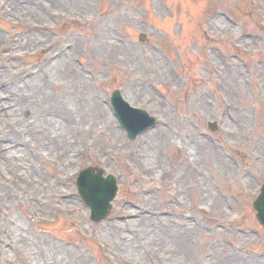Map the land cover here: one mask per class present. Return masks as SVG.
Here are the masks:
<instances>
[{"label": "rangeland", "instance_id": "1", "mask_svg": "<svg viewBox=\"0 0 264 264\" xmlns=\"http://www.w3.org/2000/svg\"><path fill=\"white\" fill-rule=\"evenodd\" d=\"M258 60L264 0H0V264H264ZM115 89L158 127L130 141ZM88 167L119 181L101 223Z\"/></svg>", "mask_w": 264, "mask_h": 264}, {"label": "water", "instance_id": "2", "mask_svg": "<svg viewBox=\"0 0 264 264\" xmlns=\"http://www.w3.org/2000/svg\"><path fill=\"white\" fill-rule=\"evenodd\" d=\"M117 112L123 122L124 127L128 130L129 136L135 138L136 135L145 130L151 121H147V115L137 117L126 110L119 100L116 101ZM152 120V119H151ZM112 178L104 180L99 172L95 174L94 169L81 172L79 178L80 192L87 203L92 204L96 209V217L100 220L107 216L111 207L109 202L113 200L117 193V188L113 184ZM258 210L257 218L264 223V189L260 199L253 205ZM105 210V213H101Z\"/></svg>", "mask_w": 264, "mask_h": 264}, {"label": "bare ground", "instance_id": "3", "mask_svg": "<svg viewBox=\"0 0 264 264\" xmlns=\"http://www.w3.org/2000/svg\"><path fill=\"white\" fill-rule=\"evenodd\" d=\"M24 158V160H25V157H23ZM189 231H196V229L194 228H191V229H188ZM20 236H21V231L19 232V234L16 236L18 239H20ZM21 240V239H20ZM121 247H122V249H124V250H127V251H129L130 253H132V247H133V245H123V244H121ZM158 247L162 250V251H164V252H166V246H165V244L164 243H160V244H158ZM22 248V247H21ZM23 249V248H22ZM20 249H18L17 250V252L19 251ZM219 255V252H217V255L216 256H218ZM229 264H249V263H243V262H241V261H238V260H234V261H232V263H229Z\"/></svg>", "mask_w": 264, "mask_h": 264}]
</instances>
